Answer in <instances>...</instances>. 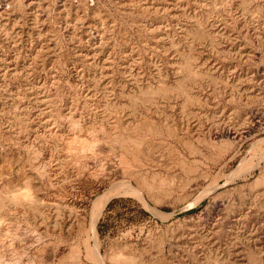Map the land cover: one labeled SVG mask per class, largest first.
I'll return each mask as SVG.
<instances>
[{
	"label": "rangeland",
	"instance_id": "1",
	"mask_svg": "<svg viewBox=\"0 0 264 264\" xmlns=\"http://www.w3.org/2000/svg\"><path fill=\"white\" fill-rule=\"evenodd\" d=\"M9 5L0 15L1 218L60 240L62 264H77L68 255L83 212L130 181L143 197L113 196L97 224L106 264H264V160L228 178L264 152V0ZM80 118L104 143L73 160L49 136L69 138ZM112 136L138 144L142 165L121 171ZM43 162L64 178L40 189L23 220L6 188L22 190ZM95 169L106 186L81 209L80 176Z\"/></svg>",
	"mask_w": 264,
	"mask_h": 264
},
{
	"label": "bare ground",
	"instance_id": "2",
	"mask_svg": "<svg viewBox=\"0 0 264 264\" xmlns=\"http://www.w3.org/2000/svg\"><path fill=\"white\" fill-rule=\"evenodd\" d=\"M34 1L39 2L40 0H34ZM9 4H10V0H0V15H2L3 11H6V9L10 7ZM82 119L83 118H80V120L75 119L76 121L71 120V123H70L71 125H69L70 126L69 129H71V128L73 129V131H71V132H73V134L72 135L70 134L71 136L66 135V137H69L67 139H65V136H64V139H62V136L60 138L59 135L57 136V134L56 135L53 134L52 136L48 135L50 137V139H51V137H53L54 139L56 138L57 140L59 139L58 142L60 141L61 145L59 144V146H60L61 150H64L68 154L70 153V156L72 154L71 158H73V160H75L77 157L80 158L82 155L84 157L89 152H91V154H92V152L94 153V151H95V153H96L98 151L99 145H102L104 143L103 137L102 138L100 137V132H101L100 128L97 129L95 126H93L96 129L95 128L93 129V127H92L93 130L90 131L86 127V125H84V123H83V121H87V120L82 121ZM58 126L60 127V125H58ZM154 132H155V130H154ZM68 133H70V132H68ZM58 134H60V133H58ZM104 134H105V132L103 133V136H104ZM112 137L113 138L115 137L114 139H112L114 141L113 143L115 145H117L118 149L120 148L122 150L119 155H116L118 157L116 162H117L118 166L121 168V171H123V172L128 171L130 168V165H131L130 163H132V165L134 163H136L137 165L139 164V166H140L141 161L139 160L140 158L137 157V155L139 153V149H140L139 145L131 143V141L128 140V139H130L129 137L128 138L126 137L127 139H121V138L117 139L116 136H112ZM233 138L236 139V137H233ZM43 143L44 142H42L41 144L43 145ZM261 143L264 144V140H262L258 144H261ZM44 144L45 145H43V146L41 145L38 147L39 150L41 149L42 153H45V151L47 150V148H45L46 143H44ZM21 145L23 146L24 144H21ZM29 145H26L23 148L26 149L27 152H32L33 154H36V150ZM100 148L102 149V147H100ZM55 149L57 151L58 148H55ZM65 152H62V153H65ZM102 152H103V150H102ZM262 152H261L262 155L259 157V161L257 164H255V162H253V160H252L253 158L252 159H247V157L243 158L241 160V162L239 163L238 167L232 173H230L228 175V178L230 179L229 181H234L235 177L245 178V177H247L248 174H250L252 172V170H254L255 168H258L259 163L264 160V152L263 153ZM62 153H60V154H62ZM96 154H98V153H96ZM54 155L56 156L57 153ZM71 158H69V159L71 160ZM73 160H72V162H73ZM47 162H49V161H47ZM72 162H69V164H72ZM74 162L72 164L73 166L78 165V163H76V162L74 163ZM49 165H51V164L49 163ZM79 166H80V164H79ZM103 167H105V166H103ZM32 168L35 170V174L25 178L26 181L23 185L24 187L22 190L10 183V184H8L6 191H5L6 195H8L7 198L9 199L11 204L15 205L17 210H19L20 216L23 220H27V218H28L27 217L28 216L27 210L29 212L31 210H35L37 208L36 207L37 202L40 203V198H39V196L41 195L40 189L42 187H46V188L50 187L51 188L53 185L56 186L54 182H56V184H57V183H59L61 178H64L62 176V174H63L62 172L58 173V175H56L57 173H55V175H53L54 173H52V171L49 169L50 167L46 166L45 162H43L41 164L36 163L35 167L33 165ZM81 169H82V167H81ZM83 169H84V167H83ZM71 170H72V168L71 169L69 168L68 172L72 173ZM83 171L84 172H82V175L80 176V177H82V179H81L82 181H80V182H82L81 185L84 186V189H83L84 191H83V193H81L82 195L80 196V198L76 199L74 201V204L77 205L81 209L85 208L86 203L88 202V200L93 195L99 194V192L104 190V188L106 186V182H107V180H104V178H102L101 176L99 177V175H98L99 171H97L96 169H95V171H97V173H94V172L91 173L92 170L90 173H88V172L86 173L85 170H83ZM101 171L99 173H101ZM54 172H55V170H54ZM65 172H67V170ZM73 172H74V170H73ZM77 173L78 174L80 173L79 170ZM135 175H136V173H135ZM129 177L132 178L131 176H129ZM78 178H79V176H78ZM138 181L139 180H137V182ZM141 181H143V180H141ZM255 182H257V181H255ZM139 188H140V186H139ZM146 188H152V184H150L149 187H146ZM212 188H214L213 191L217 190L218 189L217 183H214V185H212ZM58 191H60V193H58V194H61V190L59 189ZM52 192H54V191H52ZM121 194L122 195L123 194L124 195L134 194L136 196H139L140 198L143 197V192L138 189V186L136 188L132 185V183L130 181H126L124 183V185H122V187L117 189V190H115V189L109 190L105 194L102 193V195H100L98 197L95 196L96 199L92 200V202L90 203L92 205L90 207L89 214L83 212L82 225L80 226V230L78 231V235L81 237V240H78L77 242H75L72 251L68 255V257L73 258L77 264H82L83 259H86V260H88L92 263H95V264H106L104 257L100 253V241H99V236H98L97 224H98V221H99L101 215L103 214V211L106 208L109 200L113 196H118ZM45 198H44V200H45ZM42 203H44V202H42ZM2 207H4V206H2ZM29 219H30V217H29ZM83 221H85V222L83 223ZM26 224L27 225H25L23 227L19 226L16 223L11 225L10 221L8 222L7 219L1 218V216H0V264H62L63 261L61 259V254L59 251L60 250V248H59L60 247V242H59L60 240H57V241L52 243L51 242L52 240L51 241L49 239L47 240L46 234H43V233L40 234L37 230L30 227L28 225V223H26ZM62 258H64V257H62Z\"/></svg>",
	"mask_w": 264,
	"mask_h": 264
}]
</instances>
